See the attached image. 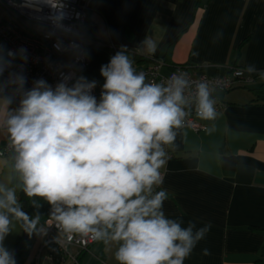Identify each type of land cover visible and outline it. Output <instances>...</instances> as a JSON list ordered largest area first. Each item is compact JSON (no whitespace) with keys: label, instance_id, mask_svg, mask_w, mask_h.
<instances>
[{"label":"clouds","instance_id":"obj_1","mask_svg":"<svg viewBox=\"0 0 264 264\" xmlns=\"http://www.w3.org/2000/svg\"><path fill=\"white\" fill-rule=\"evenodd\" d=\"M25 3L49 6L54 27L68 31L63 0ZM155 50L149 38L138 49L149 55ZM25 51L0 47V75L12 60H25ZM244 73L264 80V70L254 64L239 70ZM100 74L105 82L99 101L92 95L97 81L83 76L70 87L66 77L54 89L39 79L25 91V77L11 73L0 83V131L12 149L13 174L0 181V264H16L3 245L14 221L22 222L29 235L46 232L38 227L40 216L30 218L21 207L18 189L51 206L50 217L68 241L79 236L115 245L117 264H184L210 230V224L198 228L189 221L185 227L182 219L166 216L162 169L167 148L193 110L202 120L216 119V87L192 81L184 72L166 83L147 82L124 47ZM15 94L21 98L13 109ZM31 203L40 207L35 199Z\"/></svg>","mask_w":264,"mask_h":264},{"label":"crops","instance_id":"obj_2","mask_svg":"<svg viewBox=\"0 0 264 264\" xmlns=\"http://www.w3.org/2000/svg\"><path fill=\"white\" fill-rule=\"evenodd\" d=\"M87 31L90 61L75 81L83 76L103 85L100 68L122 47L137 72L155 62L163 74L180 65L218 76L248 64L264 69V0H95ZM145 38L156 44L154 54L138 51ZM215 96L222 104L216 119L202 120L193 110L205 129H178L167 148L163 210L185 227L211 225L184 264H264V80ZM7 141L0 131V149ZM10 164L0 156V181L13 175ZM14 225L3 241L11 252L22 229ZM38 242L24 264H32ZM109 247L96 242L84 264H99L98 258L117 264Z\"/></svg>","mask_w":264,"mask_h":264},{"label":"built area","instance_id":"obj_3","mask_svg":"<svg viewBox=\"0 0 264 264\" xmlns=\"http://www.w3.org/2000/svg\"><path fill=\"white\" fill-rule=\"evenodd\" d=\"M95 0H63L65 19L63 25L68 31L56 29L50 21L54 10L44 4L36 7L27 6L25 0H0L13 16V20H0V47L5 52H16L25 49L26 59L16 58L12 60L10 67L0 75V83L9 79V74H20L25 77L24 90L34 86L39 79L45 80L53 89L67 77L68 86H72L79 72L89 64L87 47L89 39L85 35V27L88 23L89 13ZM74 53L67 64L62 62L63 56ZM161 63L155 62L139 72L146 75L147 82L166 83L176 73L184 72L192 81H207L216 87L217 93L227 92L236 87L261 80L258 75L249 76L247 73L239 74L240 67H229L225 74L210 75L198 67L180 65L174 67L166 74L160 72ZM264 70V69H258ZM102 85L97 84L92 91L97 100L100 99ZM6 92L13 93V88H6ZM20 95L15 94L11 108L19 105ZM222 107L220 102L216 104V110ZM184 127L198 132L205 129L196 122L192 113L187 117ZM1 157H11L12 149L9 141L0 149ZM48 217L40 225L46 232L39 233V242L32 255V264H84V257L90 253L91 247L97 242L79 236L68 241L59 233L55 221ZM99 264H107L98 258Z\"/></svg>","mask_w":264,"mask_h":264},{"label":"trees","instance_id":"obj_4","mask_svg":"<svg viewBox=\"0 0 264 264\" xmlns=\"http://www.w3.org/2000/svg\"><path fill=\"white\" fill-rule=\"evenodd\" d=\"M87 26H88V23L85 27V35L88 38L89 31H87ZM228 159H231V158L224 157V162H227ZM16 183H17V180L15 178H13L12 184L15 185ZM17 196H18V200L21 204V207L29 215L30 218H34L35 216L39 215L40 216L39 224L43 223L46 220V218L48 217V214H49V210L51 208V206L46 201L42 200L39 197L29 198V197L25 196L23 191H21L19 189L17 191ZM31 199L37 200L40 204V207L36 208L31 203ZM20 224L22 227L21 233L16 238L14 248L12 250L16 264H24V262L26 261V259L28 257V254L30 252V249L32 247L34 238L37 234V232H33L31 235H29L26 231H24L23 226H22V222H20ZM38 227H39V225H38Z\"/></svg>","mask_w":264,"mask_h":264},{"label":"rangeland","instance_id":"obj_5","mask_svg":"<svg viewBox=\"0 0 264 264\" xmlns=\"http://www.w3.org/2000/svg\"><path fill=\"white\" fill-rule=\"evenodd\" d=\"M0 17H3L4 20L6 21H11L13 20V16L12 14L4 7L0 4ZM65 58H67V55L64 57L63 60H66ZM42 223L39 224V226L41 225ZM39 233L40 232H37L35 238H37L39 236ZM108 253L109 254H112V256L114 257V245H110L109 249H108ZM108 263L111 262L110 261H107ZM111 264H113V262H111Z\"/></svg>","mask_w":264,"mask_h":264}]
</instances>
